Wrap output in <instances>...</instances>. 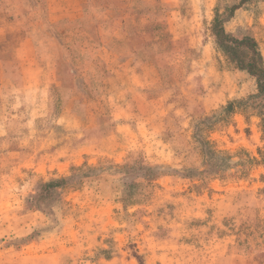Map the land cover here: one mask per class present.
<instances>
[{"label": "rangeland", "instance_id": "1", "mask_svg": "<svg viewBox=\"0 0 264 264\" xmlns=\"http://www.w3.org/2000/svg\"><path fill=\"white\" fill-rule=\"evenodd\" d=\"M239 1L214 0L211 19L217 4L225 15ZM111 3L88 0L71 28H62V44L47 18L53 3L20 9L40 15L30 32L45 41L40 57L52 61L58 45L62 54L75 42L81 51L86 15L93 13V26L105 25ZM126 5L125 32L153 33L146 45H133L142 84L125 77L117 89L94 68L88 83L77 72L49 96L31 89L26 99L13 87L0 96V264H264V94L255 77L228 63L214 43L205 60L199 45H168L167 0ZM18 8L0 1V17ZM239 8L224 27L253 36L264 0ZM206 24L200 30L213 41ZM126 34L109 43L128 48ZM259 50L264 58V45ZM42 69L54 75L52 66ZM30 72L40 74L36 66ZM71 108L76 114L62 121ZM120 121L119 132L102 141ZM93 126L104 129L87 130ZM91 137L90 151L72 163L66 154Z\"/></svg>", "mask_w": 264, "mask_h": 264}, {"label": "crops", "instance_id": "2", "mask_svg": "<svg viewBox=\"0 0 264 264\" xmlns=\"http://www.w3.org/2000/svg\"><path fill=\"white\" fill-rule=\"evenodd\" d=\"M0 1L17 3L19 8L12 10L21 11L12 14H4V17H0V96L2 94H9L7 91L11 90L12 87L14 88V92H12L13 90L9 92L20 93L23 97H26V99H28V92L31 89H40L41 91L44 90V92L45 89H47L45 93L43 92V97L49 96L56 88H61L64 82H66L65 80H70L72 77L77 80V77H79L77 72H81L82 74L80 81L88 83L90 77L93 76L90 70L92 71L94 68L100 69V75L98 77L100 81L114 82V85H116L115 88L117 89L121 88L118 86H122L125 77L132 80L131 85L142 84L140 83L142 81L140 79H143V74L136 68L138 66L135 59L137 51L136 47L133 45H146V42H143V40L153 39V33L151 30L125 32L124 25L128 13H125L124 10L129 0L128 2H124V0H113V3L108 5L110 7L107 17L109 20L105 25L102 23L98 25V27L102 25V29L93 26V18L91 15L93 13H88L86 15V21L83 22L84 25L81 28L84 34V40H80V43L84 44V48L81 51L76 49L77 42H75L74 44L66 45L71 49L68 54H62L61 50L64 48V45H58L61 50L57 53L60 55L55 56L52 61H44L43 57H40V52L38 50L44 49V45H46L45 41L43 38L34 37V34L30 32V26L32 25L31 19L34 17L39 18L40 15L35 14V9L32 10V14L27 11H22L20 8H23L25 5L24 3L27 2H32V6L34 3H36L37 6H39L38 3L41 2L53 3L55 7L51 9V13L47 14V18L54 31V38L60 40L62 28L68 26L71 28L72 24L80 17V10L88 0ZM66 1H68V5L61 4ZM167 2L168 8L164 14V19L170 37V43L168 45H188L192 47L199 45L200 54L198 58L203 60L210 59L213 51V41L209 34H203L201 32L200 27L205 22H207L206 25L209 26L214 0H167ZM241 9L242 8H237L232 17L235 18ZM252 29L254 39L258 42V45H264V15L260 23L253 26ZM206 31L209 30L206 28ZM119 33H127L124 35L123 39L126 45H130L128 48L125 49V47H122L123 49H120L113 47L112 44L109 43V41L112 40V35L116 36ZM61 42L64 41L60 40V44H62ZM102 50L109 53L110 59L101 55ZM47 65L52 66V72L54 74L52 77L50 75L51 69L50 71H48V69H42V67ZM110 65H115L116 68L109 70L108 67ZM124 65L132 66L131 70L125 71L123 68ZM34 66H36L38 73H40L36 78L30 72V68L33 69ZM13 67L22 68V72L14 73ZM82 67H84L86 71L89 70V73L86 71L83 73L81 71L83 70ZM77 68H79V70H77ZM44 71H47L48 75H46ZM65 71L67 73L64 77ZM127 73H129L128 76ZM80 90L83 91V87H81ZM87 92L88 91L84 90V94L88 97L89 95ZM97 93L100 95L101 91ZM77 95V92H72L70 97L73 103L77 100ZM80 95L83 96V93ZM125 108L127 109V107ZM73 111L72 108L71 111H63L60 115V119L62 118V121L69 123L68 121L76 114V111ZM119 118L125 119L124 117H118V115L111 119L115 121ZM120 122L122 125L116 126V124H114V126H112L113 128L111 130L112 132H110V136L103 134L105 136H103L102 141H106L119 132V128L124 126V121ZM93 129L103 130L104 127L93 126L87 130ZM92 140V137L86 138L76 148H72L70 152L66 154L72 163L79 161V159H74V157L77 158L83 152L90 151L89 149L94 145Z\"/></svg>", "mask_w": 264, "mask_h": 264}, {"label": "trees", "instance_id": "3", "mask_svg": "<svg viewBox=\"0 0 264 264\" xmlns=\"http://www.w3.org/2000/svg\"><path fill=\"white\" fill-rule=\"evenodd\" d=\"M246 0H240L238 3L232 5L226 14L222 15L218 12L217 6L214 7L213 17L210 21V33L213 38V43L215 49L221 52L228 63L239 70H245L250 75L255 77L257 91L259 95L264 94V58L259 50L258 42L253 36L245 35L242 37H236L232 33L226 31L224 27V22L226 19L231 18L234 12L239 8ZM226 17L223 21L222 19ZM233 103L227 105V109H232ZM264 119H262L263 121ZM261 155L264 154L263 151H259ZM78 170L79 167L73 168ZM58 182H46L44 187L54 186Z\"/></svg>", "mask_w": 264, "mask_h": 264}]
</instances>
